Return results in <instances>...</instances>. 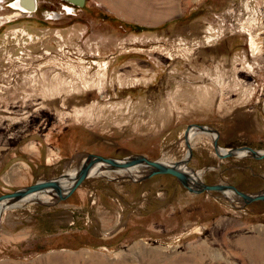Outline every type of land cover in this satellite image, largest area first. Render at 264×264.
Segmentation results:
<instances>
[{
  "label": "rangeland",
  "instance_id": "rangeland-1",
  "mask_svg": "<svg viewBox=\"0 0 264 264\" xmlns=\"http://www.w3.org/2000/svg\"><path fill=\"white\" fill-rule=\"evenodd\" d=\"M37 2L0 11V194L52 175L66 188L87 153L177 161L193 123L264 150V0ZM190 142L197 182L264 190V158ZM130 169L95 163L67 199L3 210L0 264H264V201Z\"/></svg>",
  "mask_w": 264,
  "mask_h": 264
},
{
  "label": "water",
  "instance_id": "water-1",
  "mask_svg": "<svg viewBox=\"0 0 264 264\" xmlns=\"http://www.w3.org/2000/svg\"><path fill=\"white\" fill-rule=\"evenodd\" d=\"M65 1L78 7H82L85 3V0ZM37 6V0H11L7 3V7L10 9L19 10L26 14L35 11ZM191 127H196L200 131L207 132L209 134H215L214 138L212 139V147L215 154L219 158L239 156L242 152L245 153L242 156H249L257 160L264 158V150H256L248 145L223 149L218 144V133L214 128L202 124H188L183 136L188 150V156L184 159L169 163L161 160H152L140 154L129 155L123 158H114L95 153H87L82 158V163L73 177L72 182L67 188L64 189L62 184L63 182L60 180L59 183L57 179L58 177H55L37 180L36 182L25 187L0 194V202L6 200L5 203L0 204V214L3 212V210L15 205L18 201H26L32 198L35 193L39 192L53 190L55 192V196H57L55 200L61 201L67 199L87 177L91 176L90 170L95 163L107 165L112 170L147 166L149 167V171L144 176H142V179L149 178L156 174H168L174 176L179 181V183L191 193L198 194L202 192L217 191L225 194L230 192L238 196L244 204H250L255 201H264V190L256 193H247L230 183L217 182L209 184L203 182V180L197 182L194 180L193 176H191L185 169L182 168L183 165L186 166L191 156V146L187 140V132ZM61 177H66V175L64 176V174H62L60 178Z\"/></svg>",
  "mask_w": 264,
  "mask_h": 264
},
{
  "label": "bare ground",
  "instance_id": "bare-ground-1",
  "mask_svg": "<svg viewBox=\"0 0 264 264\" xmlns=\"http://www.w3.org/2000/svg\"><path fill=\"white\" fill-rule=\"evenodd\" d=\"M3 1V0H2ZM72 6V5H71ZM9 8V7H8ZM72 9L74 8V7H71ZM66 10L67 11H71L69 8H68V6H66ZM13 16H16V15H19V14H23V12H21V11H19V10H14L13 9ZM26 14V13H25ZM2 17V16H1ZM254 43L253 44H251V46L254 48ZM256 48V47H255ZM255 48L253 49V51H255ZM193 124H195V123H193ZM203 132V131H200L198 128H196V127H191L189 130H188V132H187V140L189 141V144H190V146H191V142H190V139H191V135H192V133L193 132ZM203 133H207V132H203ZM214 136H215V134H211V137H212V139L214 138ZM184 138V137H183ZM245 153H240V155H244ZM188 156V150H187V147H186V156L184 157V158H186ZM184 158H182V159H184ZM180 160V159H179ZM98 164H100V163H98ZM100 165H102V166H104V167H106L107 169H109V170H111L107 165H103V164H100ZM184 167H186L185 165H183V167L182 168H184ZM127 170V171H132L130 168H124V170ZM92 167H91V170H90V173L92 174ZM95 171V173H100L101 171H99V170H97V169H95L94 170ZM93 171V172H94ZM187 171V170H186ZM187 172H189V173H191V171H187ZM67 174H72V171L71 170H68V172H67ZM196 175V174H195ZM62 179V178H61ZM61 179H58V181L60 182V180ZM72 181H70V183H71ZM69 183V184H70ZM68 184V185H69ZM68 185L66 186V188L68 187ZM65 189V188H64ZM44 192H46L47 194L48 193H50V195L53 197V198H55L56 199V197L57 196H55V192L52 190V191H44ZM230 193V192H229ZM231 195H235V194H233V193H230ZM44 198V197H43ZM44 199H46V198H44ZM6 202V200L4 201H1L0 202V204H3V203H5ZM9 203H10V201H9Z\"/></svg>",
  "mask_w": 264,
  "mask_h": 264
},
{
  "label": "built area",
  "instance_id": "built-area-1",
  "mask_svg": "<svg viewBox=\"0 0 264 264\" xmlns=\"http://www.w3.org/2000/svg\"><path fill=\"white\" fill-rule=\"evenodd\" d=\"M4 1V0H3ZM4 5H6V7H5V9H7V3L4 1ZM4 8V6H1L0 5V11H3V10H5V9H3ZM64 8V7H63ZM16 45H18L17 43H16ZM1 46V45H0ZM9 56H11L10 55V53H9ZM10 60V58L9 59H5V61L6 62H8ZM1 68H2V66L0 65V76H6V73L4 74V72H2L1 71Z\"/></svg>",
  "mask_w": 264,
  "mask_h": 264
},
{
  "label": "flooded vegetation",
  "instance_id": "flooded-vegetation-1",
  "mask_svg": "<svg viewBox=\"0 0 264 264\" xmlns=\"http://www.w3.org/2000/svg\"><path fill=\"white\" fill-rule=\"evenodd\" d=\"M62 1L65 2V3H68V2H66L65 0H62ZM65 3L63 4V7H64L63 9H64V10L66 9V6H70V5H68V4H70V3H68V4H66V5H65ZM71 5H72V4H71ZM72 6H74V5H72ZM72 6H71V7H72ZM74 7H75V6H74ZM66 11H67V10H66ZM67 13H68V11H67ZM56 14H57V13H56Z\"/></svg>",
  "mask_w": 264,
  "mask_h": 264
},
{
  "label": "crops",
  "instance_id": "crops-1",
  "mask_svg": "<svg viewBox=\"0 0 264 264\" xmlns=\"http://www.w3.org/2000/svg\"><path fill=\"white\" fill-rule=\"evenodd\" d=\"M59 176V175H58ZM55 177H57V176H54V175H52V176H50V177H40L38 180H41V179H49V178H55ZM36 182V181H35Z\"/></svg>",
  "mask_w": 264,
  "mask_h": 264
}]
</instances>
